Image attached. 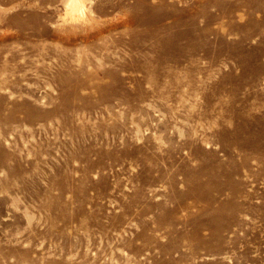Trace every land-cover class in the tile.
Wrapping results in <instances>:
<instances>
[{
  "label": "rangeland",
  "instance_id": "374dc122",
  "mask_svg": "<svg viewBox=\"0 0 264 264\" xmlns=\"http://www.w3.org/2000/svg\"><path fill=\"white\" fill-rule=\"evenodd\" d=\"M0 0V264H264V0Z\"/></svg>",
  "mask_w": 264,
  "mask_h": 264
},
{
  "label": "bare ground",
  "instance_id": "6f19581e",
  "mask_svg": "<svg viewBox=\"0 0 264 264\" xmlns=\"http://www.w3.org/2000/svg\"><path fill=\"white\" fill-rule=\"evenodd\" d=\"M83 0H72L71 5L73 4L72 8L73 10H76L79 8L80 3H82Z\"/></svg>",
  "mask_w": 264,
  "mask_h": 264
}]
</instances>
